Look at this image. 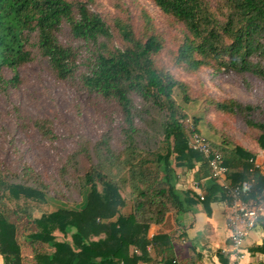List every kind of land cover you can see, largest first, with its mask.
Segmentation results:
<instances>
[{"label": "trees", "instance_id": "trees-1", "mask_svg": "<svg viewBox=\"0 0 264 264\" xmlns=\"http://www.w3.org/2000/svg\"><path fill=\"white\" fill-rule=\"evenodd\" d=\"M150 1L182 28L174 65L264 82V0ZM96 2L0 0L1 90L18 88V71L33 61L30 49L35 48L59 82L77 83L115 104L122 118L118 148L106 134L92 145L76 137L77 148L57 170V192L33 168L8 170L0 163V264H24L15 222L20 213L34 228L24 237L32 249L30 264H197V254L187 263L179 260V243L186 237L183 214L199 203L208 208L226 195L213 180L203 186V200L177 188L179 176L196 163L210 176L206 159L189 147L191 136H203L222 155L228 184L252 181L260 193L264 166H256L255 154L235 139L217 137L210 122H187L175 100L187 94V86L155 63L160 40L136 37L130 19L108 24L94 10ZM64 28L73 44L60 42ZM5 70L13 76L6 79ZM210 104L220 115L242 119L249 133L257 134L264 154V123L254 117L260 108L233 99ZM19 118L23 127L26 120ZM30 125L44 141L61 139L49 118L32 119ZM66 193L79 195L80 202L66 206L61 198ZM50 203L55 208L38 218L24 210ZM252 252L264 253V243Z\"/></svg>", "mask_w": 264, "mask_h": 264}, {"label": "rangeland", "instance_id": "rangeland-1", "mask_svg": "<svg viewBox=\"0 0 264 264\" xmlns=\"http://www.w3.org/2000/svg\"><path fill=\"white\" fill-rule=\"evenodd\" d=\"M96 1L94 10L108 24L113 25L118 19H130L136 37L144 40L153 35L160 40L162 50L155 57V63L157 67L187 86L186 95L175 96L176 104L188 116L187 122H190L191 118L210 122L217 137L235 139L259 157L257 160L260 167L264 166V154L256 142L257 134H250L242 119L220 115L210 104L212 100L233 99L242 104L253 105L260 108L259 112H254V117L264 123V82L252 76H221L207 67L188 72L182 65H174L177 48L182 41V28L164 15L150 0ZM211 5L214 6V3ZM145 17L148 19L145 20ZM59 39L63 44H73L68 29L64 28ZM32 42L34 43V39ZM114 43H120L116 31ZM30 50L34 59L19 69L18 88L0 89V163L8 170H15L22 165L33 168L42 176V181L48 184L52 191L57 192L59 188L54 181L57 170L65 155L77 148L76 137L82 136L92 145L106 134L112 138V146L118 148L122 118L115 104L106 103L99 96L88 94L77 83L59 82L47 62L37 55L35 48ZM3 74L6 79L13 76L9 70H5ZM21 116L26 120L23 127L19 118ZM25 116L28 118H23ZM39 117L52 120L60 140L51 144L40 138L38 132L30 125L32 119ZM137 126L144 128L145 124L137 123ZM61 198L69 207L81 200L75 193L71 197L67 193L62 194ZM11 208L14 209L15 205L11 204ZM54 208L53 203L42 206L31 204L24 210L38 218L40 214ZM15 222L20 230L19 240L22 244L24 264H30L32 249L24 242V237L33 231V225L21 213L15 218Z\"/></svg>", "mask_w": 264, "mask_h": 264}, {"label": "crops", "instance_id": "crops-1", "mask_svg": "<svg viewBox=\"0 0 264 264\" xmlns=\"http://www.w3.org/2000/svg\"><path fill=\"white\" fill-rule=\"evenodd\" d=\"M257 158L255 162L259 165ZM207 174L202 164L196 163L194 169L179 176L177 188L191 190L197 198L199 195L204 196L203 186L211 181ZM228 216L229 203L221 196H217L208 208L199 203L192 211L184 213L182 222L186 228L181 232L186 237L179 243V260L187 263L197 254V264H264V253L252 252L264 243V223L261 222L248 234L240 251L236 252L230 242ZM154 231L155 227L152 226L148 234L150 238Z\"/></svg>", "mask_w": 264, "mask_h": 264}, {"label": "built area", "instance_id": "built-area-1", "mask_svg": "<svg viewBox=\"0 0 264 264\" xmlns=\"http://www.w3.org/2000/svg\"><path fill=\"white\" fill-rule=\"evenodd\" d=\"M188 144L193 151L206 159L210 171L209 179L220 183L225 191L226 200L229 202L227 225L231 231L230 242L233 249L239 252L248 234L261 222L264 223V189L255 193L253 182L248 180L236 185L228 184L222 155L203 136L193 134ZM254 164L260 166L255 161ZM199 198L203 200V195H199Z\"/></svg>", "mask_w": 264, "mask_h": 264}]
</instances>
